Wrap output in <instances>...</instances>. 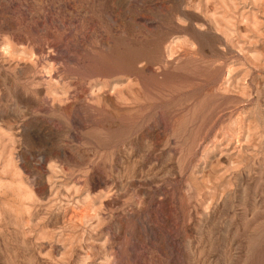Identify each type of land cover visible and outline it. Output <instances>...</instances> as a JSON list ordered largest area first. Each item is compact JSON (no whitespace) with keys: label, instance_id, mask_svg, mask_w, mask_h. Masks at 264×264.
<instances>
[{"label":"rangeland","instance_id":"rangeland-1","mask_svg":"<svg viewBox=\"0 0 264 264\" xmlns=\"http://www.w3.org/2000/svg\"><path fill=\"white\" fill-rule=\"evenodd\" d=\"M0 264H264V0H0Z\"/></svg>","mask_w":264,"mask_h":264}]
</instances>
